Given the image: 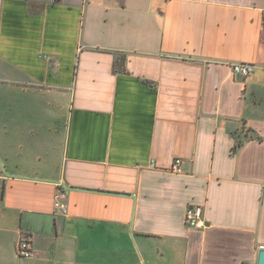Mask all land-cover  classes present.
Segmentation results:
<instances>
[{
	"label": "crops",
	"instance_id": "1",
	"mask_svg": "<svg viewBox=\"0 0 264 264\" xmlns=\"http://www.w3.org/2000/svg\"><path fill=\"white\" fill-rule=\"evenodd\" d=\"M263 14L264 0H0V264H257Z\"/></svg>",
	"mask_w": 264,
	"mask_h": 264
},
{
	"label": "built area",
	"instance_id": "2",
	"mask_svg": "<svg viewBox=\"0 0 264 264\" xmlns=\"http://www.w3.org/2000/svg\"><path fill=\"white\" fill-rule=\"evenodd\" d=\"M262 31L264 35V14H263V23H262ZM231 71L234 75L239 77H247L252 69V66L247 63L242 62H233L230 64ZM182 159L180 157H175L171 163L170 169L173 172L180 173L182 171L181 168ZM66 186L64 183H58V190L56 192L57 198H63L65 196ZM54 206L59 208L61 212L66 211L65 204L60 200L56 199L54 202ZM202 207L198 204L189 203L185 209L184 213V223L187 227H197L202 222ZM16 253L19 256L27 257L32 253L31 241L27 238H21L16 244Z\"/></svg>",
	"mask_w": 264,
	"mask_h": 264
},
{
	"label": "trees",
	"instance_id": "3",
	"mask_svg": "<svg viewBox=\"0 0 264 264\" xmlns=\"http://www.w3.org/2000/svg\"><path fill=\"white\" fill-rule=\"evenodd\" d=\"M123 61H124V56H117L115 58V61L113 63V70L116 71V72H120L122 70V65H123ZM240 145V142L238 141L236 144H235V147L236 146H239Z\"/></svg>",
	"mask_w": 264,
	"mask_h": 264
},
{
	"label": "water",
	"instance_id": "4",
	"mask_svg": "<svg viewBox=\"0 0 264 264\" xmlns=\"http://www.w3.org/2000/svg\"><path fill=\"white\" fill-rule=\"evenodd\" d=\"M0 167L5 172V168L3 167L1 162H0ZM257 264H264V247L259 249L258 251Z\"/></svg>",
	"mask_w": 264,
	"mask_h": 264
},
{
	"label": "rangeland",
	"instance_id": "5",
	"mask_svg": "<svg viewBox=\"0 0 264 264\" xmlns=\"http://www.w3.org/2000/svg\"><path fill=\"white\" fill-rule=\"evenodd\" d=\"M261 109L262 111L261 112H264V101L263 103L261 104ZM263 122L260 123V127H261V133L260 135L263 137L264 139V120H262ZM247 134V133H246Z\"/></svg>",
	"mask_w": 264,
	"mask_h": 264
}]
</instances>
